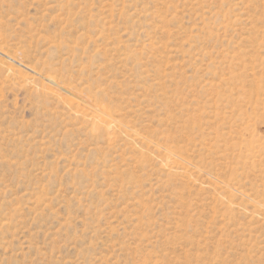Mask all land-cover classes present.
<instances>
[{
  "label": "rangeland",
  "instance_id": "rangeland-1",
  "mask_svg": "<svg viewBox=\"0 0 264 264\" xmlns=\"http://www.w3.org/2000/svg\"><path fill=\"white\" fill-rule=\"evenodd\" d=\"M0 264H264V0H0Z\"/></svg>",
  "mask_w": 264,
  "mask_h": 264
},
{
  "label": "bare ground",
  "instance_id": "bare-ground-1",
  "mask_svg": "<svg viewBox=\"0 0 264 264\" xmlns=\"http://www.w3.org/2000/svg\"><path fill=\"white\" fill-rule=\"evenodd\" d=\"M10 58V57H9ZM11 60H13L14 62H17V63H19L18 61H16L15 59H13V58H11ZM19 65H21L23 68H25V69H27V70H29L30 71V67L29 66H27V65H24V63L23 64H21V62L19 63ZM21 68V67H20ZM49 82H51V83H53V81L52 80H49ZM75 97V96H74ZM79 100H80V98H79ZM78 100V101H79ZM82 100V99H81ZM76 101V100H75ZM74 100H73V102H75ZM81 102H83V100L81 101ZM80 103V102H79ZM79 103H77V104H79ZM90 108V107H89ZM93 108V107H92ZM97 108V107H96ZM93 110V109H92ZM91 111V110H90ZM92 112V114L97 118V119H99L100 120V123H101V128H104V129H107V128H111L112 130H117V129H120V131H122L123 130V125H122V123L120 122V121H118V120H116V119H114L110 114H108L107 112H105V111H103V110H100V109H94L93 111H91ZM96 129H98V128H96ZM125 129V128H124ZM129 130V129H128ZM125 131H126V129H125ZM130 131V130H129ZM128 131V132H129ZM132 132H134L135 134H137V136H138V133L137 132H135L134 130H132L131 131V133ZM135 136V135H134ZM141 136V135H140ZM142 137V136H141ZM135 141H138V142H140V143H145V139L144 138H135L134 139ZM147 141V140H146ZM158 150H159V148H158Z\"/></svg>",
  "mask_w": 264,
  "mask_h": 264
}]
</instances>
